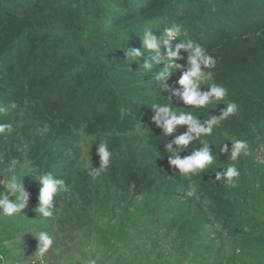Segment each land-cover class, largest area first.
I'll use <instances>...</instances> for the list:
<instances>
[{
  "label": "trees",
  "instance_id": "1",
  "mask_svg": "<svg viewBox=\"0 0 264 264\" xmlns=\"http://www.w3.org/2000/svg\"><path fill=\"white\" fill-rule=\"evenodd\" d=\"M148 31L175 39L173 49L200 43L217 61L201 91L222 85L225 100L185 105L176 90L188 52L169 69L163 43L144 51ZM128 48L143 55L127 58ZM229 101L234 115L178 149L183 158L208 143L213 163L179 175L165 145L187 125L167 137L152 106L204 124ZM0 109L11 124L0 134V191L15 174L27 194L21 213L0 215V264H264V0H0ZM235 139L249 154L232 161ZM104 141L110 166L90 175ZM231 164L235 187L216 180ZM45 172L70 186L48 218L37 211ZM40 232L54 240L43 257Z\"/></svg>",
  "mask_w": 264,
  "mask_h": 264
},
{
  "label": "clouds",
  "instance_id": "2",
  "mask_svg": "<svg viewBox=\"0 0 264 264\" xmlns=\"http://www.w3.org/2000/svg\"><path fill=\"white\" fill-rule=\"evenodd\" d=\"M178 31V28H175ZM174 29L168 30V35L171 37ZM175 39H165L162 42H158L156 38L148 31L144 34L142 39L143 49L146 52H152V50L158 49L159 43H163L166 46L168 66L169 69H181V66L176 63L181 59L179 52L184 49L188 52L187 63L190 65L186 71H182V75L178 80L180 89L176 90L179 94L182 102L185 105L193 106L195 108H203L213 101H224L228 94L227 88L218 84H211L208 86V91H201V81L210 78L212 76L211 71L216 67V59L213 55L208 54L205 48L198 42L189 40H181L176 44L175 49L171 47V42ZM143 53L138 49L128 48L126 57H131L132 60H137ZM131 60V61H132ZM152 60L146 59L143 63L145 69L151 70ZM161 73L157 76L160 78ZM176 94V93H174ZM155 114L151 117L152 121L162 129V132L168 136L173 135L178 126L187 125L188 131L184 134L176 136L171 142L165 145V149L170 153L168 155V161L174 169L179 170V175L189 176L203 172L213 163L214 155L211 154L210 144L203 143V146L198 150H194L191 155L181 157V151H178L180 146L190 145L194 140H198L201 136H209L213 133L214 127H216L221 120L228 118L230 115H234L238 111V105L234 101L226 103V108L222 111V114L218 117H209L204 124L199 122L198 117H194L191 113H179L174 112L170 105L156 104L152 106ZM3 111V109H0ZM11 129V124L0 123V134L6 130ZM232 148L230 157L232 161H237L240 155H248V143L244 140L235 139L231 141ZM175 145V147L173 146ZM221 152H228V145L224 144L220 148ZM97 153L100 157V166L96 169H91L90 175H98L100 170L107 169L111 163L112 153L108 148L106 141L99 142L97 147ZM240 171L235 164L229 165L224 168L223 172L216 174V180L223 179L227 186L235 187V181L239 178ZM39 183L42 185L39 193V206L37 211L42 214L43 218H48L53 215L54 210V198L59 192H67L69 185L66 184L62 178L55 177L51 172H45L38 176ZM4 190L0 191V208L3 212L0 215L13 216L17 213H21L27 205V194L24 191L22 181L15 174L11 175L6 183H3ZM5 192L10 193L16 197V202H9ZM39 240L38 253L43 257L53 246L54 240L47 232H40L37 236ZM3 258L0 257V260ZM88 264H96L95 260H89Z\"/></svg>",
  "mask_w": 264,
  "mask_h": 264
},
{
  "label": "rangeland",
  "instance_id": "3",
  "mask_svg": "<svg viewBox=\"0 0 264 264\" xmlns=\"http://www.w3.org/2000/svg\"><path fill=\"white\" fill-rule=\"evenodd\" d=\"M86 142H87L86 138L85 137H82L80 144H81L83 150H86V147L84 146ZM263 153H264V147L261 146L259 148V153H258V155H259L260 158L263 157V155H262Z\"/></svg>",
  "mask_w": 264,
  "mask_h": 264
}]
</instances>
